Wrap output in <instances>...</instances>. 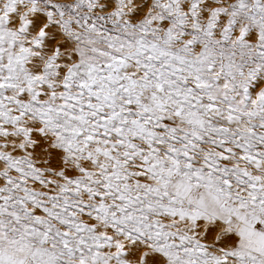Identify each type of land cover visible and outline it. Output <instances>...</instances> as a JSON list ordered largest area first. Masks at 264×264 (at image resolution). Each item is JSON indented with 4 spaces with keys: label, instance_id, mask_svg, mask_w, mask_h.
Segmentation results:
<instances>
[{
    "label": "snow or ice",
    "instance_id": "6c2138e0",
    "mask_svg": "<svg viewBox=\"0 0 264 264\" xmlns=\"http://www.w3.org/2000/svg\"><path fill=\"white\" fill-rule=\"evenodd\" d=\"M0 264H264V0H0Z\"/></svg>",
    "mask_w": 264,
    "mask_h": 264
}]
</instances>
